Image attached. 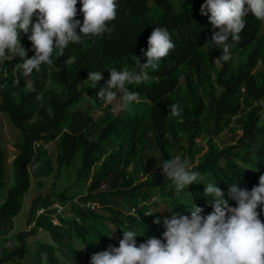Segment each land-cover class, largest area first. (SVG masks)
I'll use <instances>...</instances> for the list:
<instances>
[{"label": "trees", "instance_id": "trees-1", "mask_svg": "<svg viewBox=\"0 0 264 264\" xmlns=\"http://www.w3.org/2000/svg\"><path fill=\"white\" fill-rule=\"evenodd\" d=\"M116 2V19L108 22L113 31L69 42L63 56L57 57L54 51V63L42 64L27 81L19 72V56H15L19 67L0 59V111L18 130L11 159L13 182L0 203V237L12 229L11 219L30 187L29 168L45 153L44 143L58 144L56 171L79 159L78 178L104 155L77 201L63 192L56 195L60 205L68 202L71 216L55 212L50 194L30 201L26 224L32 225L15 234V243L0 255V264H90L93 253L109 244L118 247L123 231L138 233V245L148 236L162 238L163 219L173 212L190 215L194 204L203 208V214L210 212L214 198L203 194L207 183L215 182L235 206L228 196L229 185L250 190L264 173V21L249 12L239 42L228 41L231 59L223 61L222 49L207 42L218 29L209 22L210 14L200 13L204 0ZM76 7V18L82 21L80 0ZM154 27L167 28L175 48L156 70H148L147 81L127 85L139 93L140 102L127 110L107 106L97 119L89 115V109L75 108L84 98L95 106L103 103L97 93L106 85L109 69L139 70L135 57L145 62L147 39ZM20 40L30 58L34 55L31 42L24 34ZM72 56L75 63L66 64ZM97 70L103 79L91 87L88 72ZM29 82L34 91L25 90ZM172 104H179L180 116L170 114ZM223 131L229 132L228 142L220 145ZM197 139L205 146L202 152ZM177 155L197 165L195 170L201 174V183L179 193L158 166ZM4 160L0 147V188L5 184ZM44 164L48 166L47 160ZM159 201L165 205L163 212L156 209ZM94 203L107 213L96 212ZM37 208H42L38 214ZM52 217L60 223L53 224ZM157 218L161 222L153 223ZM37 229L47 231L51 241L38 242L31 254L24 239Z\"/></svg>", "mask_w": 264, "mask_h": 264}, {"label": "clouds", "instance_id": "clouds-1", "mask_svg": "<svg viewBox=\"0 0 264 264\" xmlns=\"http://www.w3.org/2000/svg\"><path fill=\"white\" fill-rule=\"evenodd\" d=\"M76 5L77 0H0V59L8 61L19 56L20 67L29 76L34 70L38 72L42 64L51 66L54 51L57 57L63 56L69 42L79 43L82 36H101L113 31L108 22L116 19V0H80L82 21L76 18ZM249 12L264 21V0H204L200 5V13L210 14L209 22L218 29L207 42L210 47L222 49L223 61L231 59L232 45L228 41L239 42L246 26L244 17ZM21 34L27 35L31 42L34 55L30 58H26ZM147 43L145 62L135 57L139 70L109 69L110 77L100 87L98 99L121 110L140 102L139 93L130 91L127 85L147 81L148 70H156L158 62L175 48L165 27H154ZM75 59L69 57L66 64L75 63ZM87 79L92 82L91 87H96L103 77L97 70L89 71ZM25 90L34 91V85L27 83ZM169 109L173 117L181 115L179 104L169 105ZM158 166L174 183L177 193L201 181L200 172L195 170L197 165L180 155L162 160ZM203 194L214 198L212 210L207 214L196 204L189 207L190 215L173 212L170 218L163 219L162 238L148 236L138 245V233L122 230L118 247L109 244L105 250L93 253L90 264H264V173L250 190L241 189L236 183L229 185L228 196L235 206L228 203L215 182L207 183ZM160 222L159 218L153 221Z\"/></svg>", "mask_w": 264, "mask_h": 264}, {"label": "rangeland", "instance_id": "rangeland-1", "mask_svg": "<svg viewBox=\"0 0 264 264\" xmlns=\"http://www.w3.org/2000/svg\"><path fill=\"white\" fill-rule=\"evenodd\" d=\"M263 32L264 28L261 29V33ZM8 62H13L16 67H19V65L15 62V57H13L11 60H8ZM19 72L23 77H25V81H27V76L23 73V70L20 67ZM107 106H109L113 111L117 108L115 104L107 105L105 101H103V103H101L99 106H95L89 98H84L80 103L75 106V108L81 109L83 111L89 109V115L93 119H97L104 114V110ZM258 121L259 123H261L263 120L261 119ZM228 134V131H223L222 136L224 137H222L220 145L226 144L228 142ZM17 136L18 130L11 125L6 115L0 111V147L5 155V173L3 177L5 184L0 188V203L4 198L6 188L8 186H11L13 182V169L11 165V159L16 153L14 143L17 139ZM197 143L199 144V146H201L200 152H202L205 148L202 140L197 139ZM43 146L45 153L38 158L37 162L34 164L33 167L29 168L30 187L23 194L22 205L20 210L11 219L12 229L7 235L0 237V255L6 248H9L13 245V243H15V234L17 232L21 230H28L32 225V223L29 225L26 224V214L30 201L36 198V196H41L44 198L46 197V195L48 196L50 194L49 198L53 200L51 206L54 207L57 212H59L60 217L71 216L72 212L70 210V207L67 205L68 202H65L63 205H60L56 201V195H58L60 192H63L64 195L70 197L73 202L77 201L79 196L85 193L86 186L91 178L92 173L97 170L100 161L104 157V155H100L99 159L87 172V174H85V176L81 178H78L76 169L80 165L79 159H76L75 163H73L72 166L67 168L61 167L58 171H56L54 157L58 151V144L56 143V141L53 140L44 143ZM46 160L48 162V166L51 167L50 170H48V166L44 164V161ZM100 188H102V186H100ZM164 208V203L159 201L156 205V209L159 212H163ZM93 209L102 215H105L107 213V210L101 207V205H99L98 203L93 204ZM40 210V208H37L36 214L40 213ZM52 221L53 224L60 223L57 217H52ZM107 224L110 228L112 227V224H110L109 222H107ZM111 236L114 237L115 232H112ZM50 241L51 238L49 233L45 230L40 229H37L35 233L29 234L24 239V242H26L27 244V250H29L31 254L38 242ZM80 255H82V249H80Z\"/></svg>", "mask_w": 264, "mask_h": 264}, {"label": "built area", "instance_id": "built-area-1", "mask_svg": "<svg viewBox=\"0 0 264 264\" xmlns=\"http://www.w3.org/2000/svg\"><path fill=\"white\" fill-rule=\"evenodd\" d=\"M41 210H40V212L42 211V208H40ZM55 212H57V210H55ZM52 215H54V213L52 214ZM53 222V221H52Z\"/></svg>", "mask_w": 264, "mask_h": 264}]
</instances>
